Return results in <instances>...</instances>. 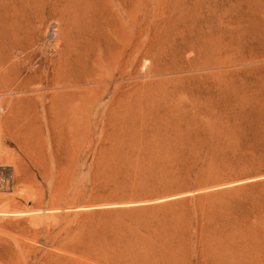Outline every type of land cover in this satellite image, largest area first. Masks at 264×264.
Returning a JSON list of instances; mask_svg holds the SVG:
<instances>
[{"label": "rangeland", "instance_id": "obj_1", "mask_svg": "<svg viewBox=\"0 0 264 264\" xmlns=\"http://www.w3.org/2000/svg\"><path fill=\"white\" fill-rule=\"evenodd\" d=\"M0 1V264H264V0Z\"/></svg>", "mask_w": 264, "mask_h": 264}, {"label": "bare ground", "instance_id": "obj_2", "mask_svg": "<svg viewBox=\"0 0 264 264\" xmlns=\"http://www.w3.org/2000/svg\"><path fill=\"white\" fill-rule=\"evenodd\" d=\"M1 2V1H0ZM54 3H55V1H54ZM54 3L53 2H51L50 3V5H48V7L49 8H51L52 10L54 9ZM62 3H64V9L67 11V14H66V16L69 18V19H71V20H76V16H75V10H73L72 9V6H79V0H62ZM5 6H6V4H4ZM7 5H8V2H7ZM13 5H15V4H13ZM10 6V5H9ZM10 8V7H9ZM81 7H76V9L78 10H81L80 9ZM11 10H12V8H11ZM32 11V10H31ZM14 12V11H13ZM18 12H20V11H18ZM18 12H16V10H15V14L14 15H10V17H12V18H10L9 17V15L7 16V15H4L5 13H4V9H3V7L1 6V4H0V17H1V21H2V19L4 20L5 19V21L6 20H8V22L10 23V24H3L2 26H0V69L1 68H4V69H8V68H12V67H14V64L13 65H10V63L6 66V67H4L5 66V64L6 63H8L9 62V58L11 59V51H12V49L14 48V43L19 39L18 38V36H17V30L15 29V26L18 24V23H20V19H21V17H20V13H18ZM11 13V12H10ZM9 13V14H10ZM70 13V14H69ZM13 14V13H12ZM35 15V14H34ZM35 17V16H34ZM11 20H10V19ZM30 18H31V15H29V16H26V18L25 19H27V20H30ZM67 18V19H68ZM77 18H78V16H77ZM4 21V22H5ZM3 22V21H2ZM7 22V21H6ZM5 22V23H6ZM19 25V24H18ZM15 29V30H14ZM19 31V30H18ZM20 37V36H19ZM127 45V44H126ZM125 47V46H124ZM145 47H143V50H142V54H144V52H145ZM11 55V56H10ZM81 60V59H80ZM12 63V62H11ZM26 66V65H25ZM82 66H84V65H82ZM17 67V66H16ZM16 70H17V68H16ZM31 70H33V69H31ZM36 70V72L38 71V68H36L35 69ZM9 71V70H8ZM30 71V70H29ZM60 71V70H59ZM70 70H68V71H65L64 70V74H65V76H66V78H65V80H64V84L63 85H65L64 87H68V88H70V87H75V86H78V85H81L82 83H90V80H88V79H81V77H79V76H75L74 75V73H72V71H70ZM13 72H14V70H13ZM23 73V72H22ZM21 73V74H22ZM33 73V72H32ZM31 73V74H32ZM30 74V75H31ZM38 74V73H37ZM30 75H29V77H30ZM61 75V74H60ZM16 76V75H15ZM35 76V75H34ZM18 77V76H17ZM24 77V76H23ZM28 77V78H29ZM4 78V77H3ZM25 78H26V76H25ZM60 78V77H59ZM2 79V78H1ZM0 79V80H1ZM11 79H12V77H11ZM4 81V80H3ZM93 81H96V79H92V82ZM5 82V81H4ZM12 82V81H11ZM11 84V83H10ZM22 84V83H21Z\"/></svg>", "mask_w": 264, "mask_h": 264}, {"label": "built area", "instance_id": "obj_3", "mask_svg": "<svg viewBox=\"0 0 264 264\" xmlns=\"http://www.w3.org/2000/svg\"><path fill=\"white\" fill-rule=\"evenodd\" d=\"M14 184V167L9 164H0V191H11Z\"/></svg>", "mask_w": 264, "mask_h": 264}]
</instances>
